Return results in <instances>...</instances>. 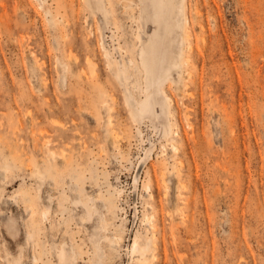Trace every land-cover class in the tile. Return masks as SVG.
<instances>
[{"label": "rangeland", "instance_id": "374dc122", "mask_svg": "<svg viewBox=\"0 0 264 264\" xmlns=\"http://www.w3.org/2000/svg\"><path fill=\"white\" fill-rule=\"evenodd\" d=\"M127 1L0 0V264H264V0H174L145 114Z\"/></svg>", "mask_w": 264, "mask_h": 264}, {"label": "bare ground", "instance_id": "6f19581e", "mask_svg": "<svg viewBox=\"0 0 264 264\" xmlns=\"http://www.w3.org/2000/svg\"><path fill=\"white\" fill-rule=\"evenodd\" d=\"M128 1V3H125V7L129 8L130 17L137 23L139 31H136V33L132 34L131 36H125L126 47L124 49V46L120 44L119 48L122 52H125H123L124 57L129 58L130 66L136 68L139 72V83L135 84V87H139V92L141 94L139 110L142 114H145L149 111L155 112L156 103L158 101L156 100L155 102L153 100L152 93H150L148 87L145 88V84L143 80H141L143 79L142 74H144V71L149 70L151 72L150 81L159 93L166 91L165 81L167 80V78H169L171 70H173L175 66H181L178 62L180 59H177L176 53L174 52L176 37L179 35V17L174 0H140L137 4V6H140L139 10H137L136 7L134 8L132 5V2L134 0ZM111 2L112 0H106L104 6L106 13L110 14V17L113 18L114 22V9L112 6H110L112 5ZM142 2L144 5L143 8L141 7ZM144 11L146 12L147 17H144ZM189 20V16L185 15L183 28L185 40L188 45H190V32L188 27ZM150 21L156 22L158 24V29H156V33L153 35V37H151V40L142 47V60H138L137 46L138 42L140 40L142 41L141 30L143 28L144 31L147 32L148 28L151 27ZM162 23H164L165 28L164 34L160 29ZM63 33L65 34V32ZM103 47L105 48L106 56L108 58V65H112L113 62L110 59V52L104 44ZM188 62L189 57L187 55H183L181 64L185 66ZM127 65L128 62L126 60V62H124V66L127 67ZM92 66L94 67L95 65L92 64ZM142 94L144 95L143 97ZM167 97L169 96L167 95ZM152 105L154 110H152ZM155 228L153 227V229ZM154 236H157V234L155 235V232L152 236H148L147 240L144 243L140 242L139 239H135L134 241L132 251H138L141 253L142 256L140 257V259H142V264H155L153 261L149 260L150 257L154 258L157 256L156 249L158 248V245L157 241L154 240Z\"/></svg>", "mask_w": 264, "mask_h": 264}]
</instances>
